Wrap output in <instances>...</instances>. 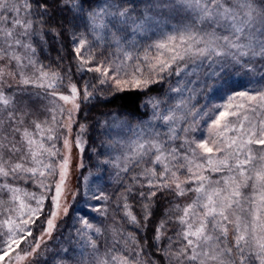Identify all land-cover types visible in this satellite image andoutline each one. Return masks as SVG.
<instances>
[{
	"label": "snow or ice",
	"instance_id": "1",
	"mask_svg": "<svg viewBox=\"0 0 264 264\" xmlns=\"http://www.w3.org/2000/svg\"><path fill=\"white\" fill-rule=\"evenodd\" d=\"M90 128L111 192L72 185ZM6 257L264 264V0H0Z\"/></svg>",
	"mask_w": 264,
	"mask_h": 264
},
{
	"label": "trees",
	"instance_id": "2",
	"mask_svg": "<svg viewBox=\"0 0 264 264\" xmlns=\"http://www.w3.org/2000/svg\"><path fill=\"white\" fill-rule=\"evenodd\" d=\"M258 84L250 85V87H258ZM213 97H210V100H219L215 95L211 94ZM142 104L143 99L139 97L138 93H122L120 94L114 101V103L105 106H101L98 109H92L91 105H88L84 108L80 122L87 123L90 126L95 123V118L99 116L101 111H120L121 109H125V117L132 123L135 124L139 122L141 119H147V117H142L141 113L145 111H149V109H144L143 107L137 108V103ZM221 102V101H220ZM135 112L136 115H128V113ZM124 118V117H122ZM99 134L93 132L90 128L89 131V145L91 147H86L83 151V164L84 167L80 169L78 177H77V185L80 182H84L85 177L91 176V182L93 183L90 188L95 190L97 187H106L109 192H111L116 185L111 182V177L113 170L109 167L108 173H104L103 167L97 168V155L92 149H96L97 151H104L99 145ZM104 157H101L103 159ZM103 176V179H98V177ZM29 190H35L30 188ZM34 235H38V232H34Z\"/></svg>",
	"mask_w": 264,
	"mask_h": 264
},
{
	"label": "rangeland",
	"instance_id": "3",
	"mask_svg": "<svg viewBox=\"0 0 264 264\" xmlns=\"http://www.w3.org/2000/svg\"><path fill=\"white\" fill-rule=\"evenodd\" d=\"M172 24H175V23H177V21L176 20H173L172 22H171ZM171 25H169V27H170ZM153 38H155V37H153ZM143 42V41H142ZM213 95H215V94H213ZM210 97H213L211 94L209 95V99H210ZM214 97H217L218 98V96H214ZM219 100H212L211 102L212 103H225V101L224 100H222V99H220V98H218ZM221 101V102H220ZM205 101L204 100H201V103H204ZM73 156H74V161H73V175H72V185L75 187V186H77V177H78V174H79V171H80V167H76L75 165H76V163L78 162L76 159H75V157L77 156V153H76V151L74 150V152H73ZM79 160L80 161H82L83 162V153H80L79 154ZM85 178H87V180L85 181L84 180V182L86 183V185L88 186V187H90L93 183L91 182V176L89 175V176H87V177H85ZM23 246V245H22ZM7 257H6V259H5V264H7Z\"/></svg>",
	"mask_w": 264,
	"mask_h": 264
}]
</instances>
